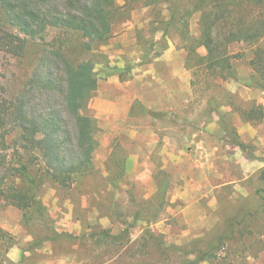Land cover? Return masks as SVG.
Listing matches in <instances>:
<instances>
[{
    "label": "rangeland",
    "instance_id": "rangeland-1",
    "mask_svg": "<svg viewBox=\"0 0 264 264\" xmlns=\"http://www.w3.org/2000/svg\"><path fill=\"white\" fill-rule=\"evenodd\" d=\"M129 2L132 18L89 53L80 46L87 40L59 31L31 40L25 53L0 44V103L24 91L53 47L63 45L73 60L92 57L100 77L83 110L98 125L94 170L69 191L46 183L44 211L36 204L24 211L0 196V264H193L204 254L196 264H264V92L245 86L256 75L252 55L232 61V78L194 77L176 34L162 40L150 33L146 2ZM3 31L14 28L0 13V37ZM126 62L135 63L128 80L106 78L109 67ZM139 94L154 108L132 105L130 96ZM253 108L252 121L245 112ZM235 131L258 159L233 143Z\"/></svg>",
    "mask_w": 264,
    "mask_h": 264
},
{
    "label": "trees",
    "instance_id": "trees-1",
    "mask_svg": "<svg viewBox=\"0 0 264 264\" xmlns=\"http://www.w3.org/2000/svg\"><path fill=\"white\" fill-rule=\"evenodd\" d=\"M144 1L145 8L151 10L150 33H161L162 40L176 34L194 77L205 73L232 78V61L246 57L248 50L257 76L245 86L264 92V0ZM133 10L129 0L124 5L117 0H0V13L14 28V32L3 31L0 44L8 52L16 48L25 53L31 40L59 31L70 40H87V46H80L89 53L93 44H105L113 38L116 27L129 21ZM196 16L198 29L194 33L191 25ZM237 47L243 50L233 51ZM53 48L40 58L24 91L0 103V196L24 211L35 204L45 210L40 193L46 183L71 190L79 177L94 170L98 148L97 120L83 113L99 88L96 62L90 56L71 59L63 45ZM200 49L206 54L201 55ZM151 52L143 55V60ZM134 68L131 62L109 67L106 78L117 75L128 80L127 74ZM42 104L45 107H40ZM255 110L245 112L249 120L257 119ZM260 112L258 122L264 120L263 108ZM234 134L233 143L250 160L258 159L248 152L249 145L236 131ZM15 146H20L21 153ZM261 179L264 182V171ZM167 187L165 182L160 193L166 194ZM240 224H232V228ZM206 257L198 255L197 261Z\"/></svg>",
    "mask_w": 264,
    "mask_h": 264
},
{
    "label": "crops",
    "instance_id": "crops-1",
    "mask_svg": "<svg viewBox=\"0 0 264 264\" xmlns=\"http://www.w3.org/2000/svg\"><path fill=\"white\" fill-rule=\"evenodd\" d=\"M177 76H179V75H177ZM175 83L178 85V87H179V85H180V82H179V80L178 79H176V81H175ZM181 87V86H180ZM163 90V89H162ZM182 90H183V95H185V92L187 91V83H186V81L185 80H183L182 81ZM144 94H139V95H133L132 97L130 96V98H131V104L133 105V103L132 102H138V103H140V104H143L144 106H146V107H148V108H150V109H152V108H154V107H152V106H155V105H148V104H146V101H145V97L143 96ZM165 99L166 100H171V98H169V96H168V93H167V97H165ZM165 99H161V100H158V102L159 103H161V104H165L166 103V100ZM186 98H183V102H186V100H185ZM134 102V103H135ZM129 105V107H128V111H129V108L131 109L132 108V105Z\"/></svg>",
    "mask_w": 264,
    "mask_h": 264
}]
</instances>
